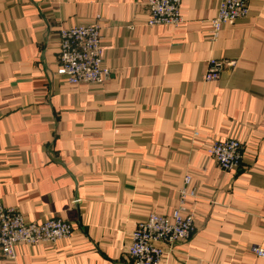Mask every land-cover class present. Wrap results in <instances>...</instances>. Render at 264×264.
Returning <instances> with one entry per match:
<instances>
[{
  "label": "crops",
  "instance_id": "obj_1",
  "mask_svg": "<svg viewBox=\"0 0 264 264\" xmlns=\"http://www.w3.org/2000/svg\"><path fill=\"white\" fill-rule=\"evenodd\" d=\"M218 1L182 0L180 25L148 26L147 0H0V202L73 229L0 264H131L137 223L171 215L184 186L194 231L161 264H264V0L213 39ZM97 16L111 74L70 83L59 31ZM211 58L234 65L207 81ZM226 138L244 147L234 171L205 150Z\"/></svg>",
  "mask_w": 264,
  "mask_h": 264
},
{
  "label": "built area",
  "instance_id": "obj_2",
  "mask_svg": "<svg viewBox=\"0 0 264 264\" xmlns=\"http://www.w3.org/2000/svg\"><path fill=\"white\" fill-rule=\"evenodd\" d=\"M250 0H219L216 15L211 19L212 38H216L223 26L233 24L248 15ZM182 0H147L148 18L146 25L178 26L183 22L181 15ZM97 21L89 25H75L59 31V66L56 74L66 81L101 84L111 74L104 65V47L101 41V26ZM224 65L233 66V61L211 58L204 75L207 81L220 78ZM244 147L236 138L215 140L206 147L208 156L225 171L236 170L242 160ZM184 177V184L190 182ZM179 204L171 215L150 212L140 220L130 234L126 254L131 264H161L164 246L186 241L194 231V212L186 205L187 197H195L194 190L187 186L179 191ZM73 232L69 222L57 217H49L42 222L27 221L15 207H5L0 202V258L14 259L16 246L20 244H54L68 238ZM255 253L263 256L261 247Z\"/></svg>",
  "mask_w": 264,
  "mask_h": 264
}]
</instances>
